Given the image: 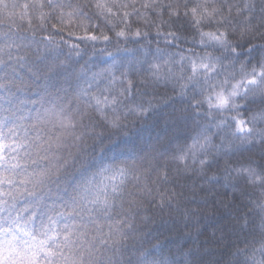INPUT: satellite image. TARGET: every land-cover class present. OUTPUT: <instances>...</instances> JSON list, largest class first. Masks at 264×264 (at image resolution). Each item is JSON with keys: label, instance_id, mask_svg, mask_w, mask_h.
<instances>
[{"label": "snow or ice", "instance_id": "1", "mask_svg": "<svg viewBox=\"0 0 264 264\" xmlns=\"http://www.w3.org/2000/svg\"><path fill=\"white\" fill-rule=\"evenodd\" d=\"M0 264H264V0H0Z\"/></svg>", "mask_w": 264, "mask_h": 264}]
</instances>
